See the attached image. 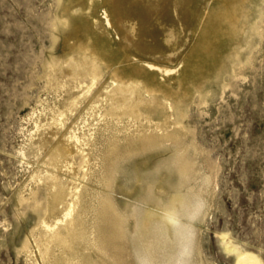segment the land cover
<instances>
[{"label":"rangeland","instance_id":"374dc122","mask_svg":"<svg viewBox=\"0 0 264 264\" xmlns=\"http://www.w3.org/2000/svg\"><path fill=\"white\" fill-rule=\"evenodd\" d=\"M27 1L0 0V264H44L31 234L37 219L34 193L39 200L45 193L39 170L52 168L70 186L85 181L81 144L69 136L93 133L97 145L82 146L91 155L111 140L100 113L109 102L113 73L123 86L142 85L139 73L151 75L167 91L153 101L156 92L141 86L128 102L180 105L185 127L171 129L179 130L181 145H187L180 152L193 180L180 190L202 196L196 216H179L191 227L190 253L179 256L176 241L171 248L170 243L169 264H246L240 258L246 253L253 264H264V0H64L69 13L87 19L93 33L114 44L91 88V76L76 61H90L95 54L73 53L84 36L64 26L54 43L49 21L56 0ZM210 37L211 52L204 54ZM167 112L173 113L172 122L173 108ZM129 132L121 135H136ZM57 145L67 150L72 169L62 161L57 167L45 163ZM173 152L161 146L124 164L149 171ZM172 175L180 181L179 173ZM125 180L120 174L117 182ZM97 252L91 254L99 264H107L103 256L112 260ZM122 254H116V264L130 258Z\"/></svg>","mask_w":264,"mask_h":264},{"label":"bare ground","instance_id":"6f19581e","mask_svg":"<svg viewBox=\"0 0 264 264\" xmlns=\"http://www.w3.org/2000/svg\"><path fill=\"white\" fill-rule=\"evenodd\" d=\"M31 2L32 0H28L26 3ZM63 2L64 0H56L55 12L49 21L53 41L56 42L57 31L64 26H69L72 30H76V33L84 36L76 43L78 45L74 47L73 53H79L80 58L95 54L94 59L90 61L87 59L76 61V65L85 68L88 64L96 67V69L90 67L83 69L92 78L90 86L87 85L91 88L99 77L96 73L107 64L104 54L113 51L114 44L106 42L97 33H93L89 28L88 20L69 13L68 7L63 5ZM222 15L223 12L218 13V16ZM214 35L216 40L217 34ZM211 37L203 49L204 54L211 52L210 44L213 42ZM203 60L207 59L203 58ZM204 64L205 62L202 61L201 66ZM49 66L55 65L49 64ZM140 77L144 80L142 85L131 83L123 86L117 81L120 78L119 74L111 75L112 89L109 91V102L104 105L100 116L106 119L110 132L108 137L112 138L105 143L103 150L100 148L101 153L95 152L91 155L88 151L85 153V148L82 147L92 143L97 145L93 133H90L88 138H82L71 132L69 137L81 144L79 150L82 155L79 166L83 169L81 176L84 182H71L72 186H70V183L64 181L52 168L44 167L39 170L41 171L39 179L45 181V193L40 200L34 193L35 203L31 208L36 212L37 219L31 234L34 236L44 264H99L100 262L92 257L91 252L94 250L112 258L111 261L103 258L104 256L101 258L107 261V264H116L115 256L119 252H122L123 256L125 254L126 258L130 257L123 264H160L161 261L163 264H169V258L173 255L168 249L173 247L174 241L177 243L179 256L189 252L191 227L181 223L179 216L182 214L196 216L198 214L196 203L200 201L202 195L197 194L194 189L196 193L180 190L185 182L187 184V181L192 179L191 168L180 152L183 146L179 141L181 138L178 139L180 132L178 130V133L175 128L171 129L172 124L185 127L182 124L180 105L176 102L159 100L147 104L128 102L129 96L135 95L137 88L141 86L146 88L145 85L156 92L152 97L153 101L155 98L165 97L167 91L161 83L156 82L151 75L139 73ZM115 81H117L116 85H114ZM125 91L130 94H125ZM119 94L122 96H118ZM167 107L174 110L175 118L172 122L169 118L173 113L168 114ZM126 118L131 121L130 126L124 123ZM132 121L134 125L137 124L133 130H131ZM130 130L132 132H129ZM126 132L136 135H121ZM167 141H170L169 146H166ZM161 146L172 148L174 152L152 170L148 171L144 165L138 164L131 168L125 167L124 162L127 160ZM183 151L185 152V149ZM60 161L67 169L73 168L67 150L57 145L49 151L45 163L50 167H57ZM163 168L168 171L166 176L161 174ZM176 172L180 175L179 182L172 178V173ZM120 174L125 176L126 183L117 182ZM118 194L125 197L124 203H119ZM26 246L28 248L27 244ZM251 256L246 253L240 258L246 264H253L251 260L253 256Z\"/></svg>","mask_w":264,"mask_h":264}]
</instances>
